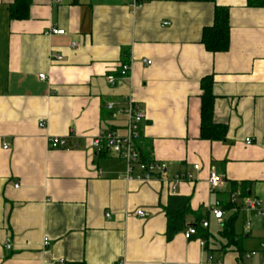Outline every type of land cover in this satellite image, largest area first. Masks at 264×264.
<instances>
[{"label": "crops", "instance_id": "crops-1", "mask_svg": "<svg viewBox=\"0 0 264 264\" xmlns=\"http://www.w3.org/2000/svg\"><path fill=\"white\" fill-rule=\"evenodd\" d=\"M127 1L32 0L30 18L12 21L13 0H0V264H237L220 235L234 194L254 223L235 232L264 264V221L243 209L264 200V0ZM215 5L229 11L224 53L201 42ZM127 63L129 77L108 84ZM207 77L224 141L200 139ZM128 103L144 113L138 142L165 179L128 180L126 161L94 148L101 133L127 135ZM51 138L72 147L50 149ZM173 196L191 199L187 226L209 222L199 237L167 240Z\"/></svg>", "mask_w": 264, "mask_h": 264}, {"label": "trees", "instance_id": "trees-1", "mask_svg": "<svg viewBox=\"0 0 264 264\" xmlns=\"http://www.w3.org/2000/svg\"><path fill=\"white\" fill-rule=\"evenodd\" d=\"M198 2H206L215 4L216 0H197ZM250 6L254 5L253 0H250ZM32 6V0H13V4L9 6L10 19L12 21H25L30 18V8ZM202 44L206 50L210 53H224L228 51L230 46V26H229V11L227 8L219 7L215 5L214 9V21L210 27H205L202 33ZM213 78H204L201 82L202 97H201V126H200V139L206 141H224L227 135V126L216 124L213 121L214 114V102L215 97L212 93ZM135 140V149L141 156V160L146 163L154 161L150 158L149 153L143 148V145ZM143 141V140H142ZM101 153H107L105 147L99 150ZM233 191H236L237 184L233 183ZM234 193V192H233ZM191 199L189 197L173 196L169 198L166 210L167 217V234L168 241L180 233L185 231L187 226V219L191 215L196 213L192 211L190 206ZM223 210L236 211L232 219L224 223L221 230V237L226 241L221 248L222 251L231 249L238 253V263L244 261L246 252L242 247V236L235 232V221L241 212V207L231 200L222 205ZM198 222V221H197ZM196 225L198 233L201 231L202 225L194 223ZM199 237L200 235H196ZM195 236V237H196ZM206 247L207 242H204ZM70 264H84V263H70Z\"/></svg>", "mask_w": 264, "mask_h": 264}, {"label": "built area", "instance_id": "built-area-1", "mask_svg": "<svg viewBox=\"0 0 264 264\" xmlns=\"http://www.w3.org/2000/svg\"><path fill=\"white\" fill-rule=\"evenodd\" d=\"M60 0H57L59 2ZM123 3H127V0H118ZM141 0H132L129 3L131 6H138ZM164 26H169V23H164ZM51 35L63 36L65 35L64 30L52 28L49 32ZM60 60V58H58ZM147 64H150L148 61ZM131 71V65L129 63L121 65L117 75H108L106 80L110 85H116L119 80L129 77ZM42 81L46 80L45 75H40ZM108 109H112V105L108 106ZM124 112L127 116V135L118 136L114 132H104L101 133L98 138L94 141V148L99 151L101 148L105 147L107 152L111 153L113 156L118 157L126 161V179H138V180H150L155 177L165 179L166 168L164 165H160L158 162L152 161L151 163H146L141 160V156L138 151L135 149V140L138 139L141 135L142 124L144 120V113L136 108L132 103H128ZM39 127L43 128L45 126L44 120L40 119L38 121ZM68 138H51L49 141L50 149H69L72 147L71 142ZM247 144H251L250 140L246 141ZM7 149V146L4 147ZM199 167L196 166L195 169ZM187 178V177H185ZM190 178V177H188ZM181 178L178 177L177 180ZM209 184L212 188H218L221 184V181L214 173L210 174ZM235 194L232 195V202L236 201ZM243 209L253 212L255 216L259 219L264 220V200H246L244 202ZM136 215L144 216L143 211H138ZM223 211H214V218L221 221L223 219ZM107 218H110V214H106ZM204 229L209 227V222L204 221L202 224ZM246 228H250V223H245ZM198 235V230L196 225H189L184 231V238L190 240L193 237ZM202 245H205L204 241H201ZM12 242L8 239L4 245L5 249L10 251L12 249ZM256 252H251L246 254L243 262L238 264H251L249 261L256 256ZM212 259V264H221L220 262H214Z\"/></svg>", "mask_w": 264, "mask_h": 264}, {"label": "rangeland", "instance_id": "rangeland-1", "mask_svg": "<svg viewBox=\"0 0 264 264\" xmlns=\"http://www.w3.org/2000/svg\"><path fill=\"white\" fill-rule=\"evenodd\" d=\"M227 213V212H226ZM249 215V214H248ZM247 215V213H245V212H241L240 214H239V216L237 217V219H236V221H235V227H236V225H237V227L238 226H241V224L242 223H248V222H250V223H252V224H254L253 223V220H251V219H248V218H250L249 216ZM257 221L259 222V221H261V222H263L264 220H259V219H257ZM251 224V225H252Z\"/></svg>", "mask_w": 264, "mask_h": 264}]
</instances>
